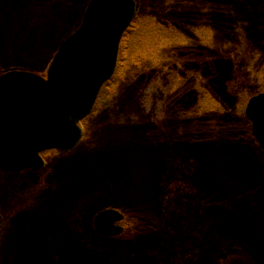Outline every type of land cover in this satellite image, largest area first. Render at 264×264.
I'll return each mask as SVG.
<instances>
[{
  "label": "rangeland",
  "instance_id": "obj_1",
  "mask_svg": "<svg viewBox=\"0 0 264 264\" xmlns=\"http://www.w3.org/2000/svg\"><path fill=\"white\" fill-rule=\"evenodd\" d=\"M89 1L0 0V76L10 71H22L46 77L62 42L80 27ZM136 1L141 7V0ZM191 1V7H186L184 11L191 23H200V20L222 9L226 11L227 18H230L229 15L234 17L240 24L243 37L252 42L245 53L243 65L239 63L240 79L250 87L249 94L240 98L243 103L241 113L246 118L245 111L251 96L264 93V75L252 71L256 64L252 58L256 42L264 39V0ZM150 5L149 2L144 5L147 16L149 12L162 14L165 21L175 11L170 0H164L156 7L153 5V8ZM167 6L170 8L165 10ZM133 26L123 40L125 55L120 59L114 81L103 90L94 112L83 122L85 136L78 148L69 154H47L46 167L39 172L0 173V245L4 249L3 261L6 264H56L53 251L43 235L41 217L52 200L67 192L68 196L62 200L68 206L65 215L72 223L80 221L86 210L90 212L89 216L92 214L95 217L99 212L96 210L103 207V210L117 209L122 213L130 211L136 218H131L129 212L125 220L128 226L141 222L142 229L151 228L150 232H141L140 235L134 234L131 228L114 245L96 242L97 250L115 252L109 264L152 260L154 250L148 239H158L159 244L164 242L169 250L170 260L160 255V260L151 261L157 264H264L262 190L257 186L234 182L225 175L227 178L223 179L228 185L226 196L218 195L217 189L212 186L208 191L211 202L217 196L225 200L222 210L220 214L207 212L200 192L198 162L190 159L188 154L184 155L179 144L182 138L189 140L198 134L197 122L204 118L207 125L204 132L211 138L223 139V145L227 143L224 142L227 141V132H238L235 146L248 154L252 164L262 168L264 155L252 136L251 125L250 128L236 125L235 130L231 126L221 127L220 116L209 107L212 101L208 104L206 101L198 102L200 96L195 94L198 88L189 90L187 81L184 83L185 76L181 77L176 69L179 67L181 70L182 66L176 62L178 65L170 64L171 58L179 54L174 51L176 48H167L166 74L163 72L154 81L148 82L147 73H142L144 66L141 65L142 60L150 64V59L135 52L136 45L148 32L140 27L133 29ZM181 37L182 34L179 38L184 45L194 40ZM205 41L207 49L213 50V38L207 36ZM189 53L194 55V52ZM220 55L227 56L224 51ZM137 75L140 77L136 78ZM245 76L248 78L246 82ZM180 86H184L185 91L180 89L179 93ZM177 100L184 103L182 109H189L182 113L177 108ZM198 113L201 115L198 116ZM218 126L222 131H218ZM224 174L232 178L227 171ZM233 185L243 190L242 197L238 196L231 204ZM214 193L217 196L211 195ZM123 195L129 197L127 202L123 201ZM239 202L244 204L239 206ZM246 202L254 214L251 216L258 222L257 227L252 229L251 225L244 228V236H234L233 233L230 238H217V242L212 240L208 245L199 239L200 231L207 232L209 214L211 225L217 224L215 218L220 216L228 229L236 231L235 210L244 207ZM71 228L77 230L76 238L85 245V231ZM245 236L249 244L241 240ZM193 237L195 245L191 241ZM76 238L74 236V242ZM198 242L202 243V247H198ZM194 247L199 253L190 251ZM101 262L108 264L107 260Z\"/></svg>",
  "mask_w": 264,
  "mask_h": 264
},
{
  "label": "trees",
  "instance_id": "obj_2",
  "mask_svg": "<svg viewBox=\"0 0 264 264\" xmlns=\"http://www.w3.org/2000/svg\"><path fill=\"white\" fill-rule=\"evenodd\" d=\"M162 1L164 0H141L142 5L139 7V15L137 16L133 26V29L135 27H140L148 32L147 36H145V38L143 37V39L136 45L137 50H135L136 53L141 54V57L150 59V64L144 63L142 60L141 65L144 66V69L141 70L142 73H147L146 78L148 82H150V80L154 81L165 71L168 61L166 58L167 48L172 50L176 48L174 51L179 52V54L171 58L170 64L174 66L179 64L182 66L181 70L179 67L176 69L181 73V77L183 75L185 76L184 83L187 81L186 83L189 84V90L196 88L200 89H197V92L195 93L200 96L198 102L202 101V103H204V101H206L208 104L209 101H212V106L209 107L213 108V112L220 116L219 123H221V127L228 128L231 126L235 130L236 125L239 126L243 124V126L250 128V124L241 113L243 103L241 104L240 102V98L246 96L245 94H249L250 87L246 82L248 79L247 76H245L246 84H244V81L240 79L241 73L239 63L241 62V66L243 65L242 63L246 58L245 53L247 49L251 47L252 42L249 38L243 37L240 24L235 21L232 15H229L230 18H227L228 16L226 11L222 9L217 10L215 14H212V16L208 15L205 20L197 19L200 20V23L197 21L191 23V19L184 14L186 7H191V0H170L172 3L171 7L175 11L166 21L163 20L164 16L162 14L157 15L156 13L149 12V15L147 16L148 11L145 10V3L149 2L151 4L150 7L153 8V5L156 7ZM169 8L170 6H167L165 7V10H168ZM181 34L182 37L186 36L192 40L196 39V41L193 40V42L184 45L179 38ZM201 36L203 38H201ZM207 36H209V38L212 37L215 41L213 50L207 49L205 41ZM179 40L180 45L178 46L177 42ZM256 46L257 47L252 54L253 61L256 64L252 71H258L264 75V39L256 42ZM222 51H224L227 56L224 57L220 55V52ZM189 52H194V55H190ZM124 55L125 53L122 51L121 57L124 58ZM253 61L251 65H253ZM122 74L124 75L125 73ZM163 74H166V72ZM139 77L140 75L136 76V78ZM180 89L181 92L185 91L184 86L179 87V93ZM177 104V108H180L182 113L189 109V107L182 109V106L185 105L184 103L181 104L180 100H177ZM200 115L201 114L198 113V116ZM221 116H223V119ZM197 124L198 134L196 133L197 135L189 140L182 138L179 144L181 147L180 151L183 154H188L190 159H196L198 162L197 165L200 171L199 179L202 186L200 192L203 194L205 202L203 200L202 202L207 212L211 211L220 214L222 210V205L225 200L214 193L211 195H216L217 197H215L211 202L209 199L211 197L208 196V193L210 192L208 191L210 186H212V188L217 189L218 195H224L227 191L226 187L228 188V185L223 177L227 176L234 182H240L241 184L251 187L257 186L264 193L262 168L256 164H252L249 160L248 154L239 150V148L235 146V142H237L238 138V132H227V141H224L227 143L226 145H223V139L217 140L215 138H211L208 136L207 132H204L205 126H207L204 118L201 119V121H198ZM221 127L218 126V131H222ZM213 141H216V143L213 144ZM224 171L230 173L232 178H230L228 174H224ZM232 187L234 190L231 189L230 192L232 195L231 204H234V201L238 198V196H241L243 189H237L238 187L234 185ZM226 195L227 194H225V196ZM65 196H68L67 192L64 193L62 197L59 196L52 200L48 209L42 213L41 217L43 235L48 240L49 246L53 251L55 259L57 260L56 264H103L101 260H107L109 264V260L114 259L115 252L97 250L95 248L96 242L114 245V242L119 240L122 236H125L131 228L133 229V233H136V235H140L141 232L148 233V231L151 230V228L148 227L142 229L143 227L139 225L141 222L137 220L139 224L136 223L137 225L135 224V226H128L124 223L125 232L120 237L114 239H103L95 233L93 228L94 217L92 214L89 216L90 212H88V210L85 211L86 214H84V216L82 215V219H80V221L75 220L72 223L70 217L65 215V209L68 207L65 206V201L62 200ZM122 198H124V202L129 200V197L124 195ZM244 198H246V196ZM243 204V202H239L238 205L241 206ZM102 206L103 204L100 207ZM249 209L251 208L247 206L246 202L244 207H239V209L235 210V222L238 225L236 231L234 228L228 229L224 222L220 220V216L215 218L217 224L211 225V215L209 214L206 221L207 232L203 233L204 231H200L198 233L200 235L199 239H203L206 245H208L212 240L217 242L218 239L225 240L230 238L233 233L234 236H237L238 234L244 236L242 233L244 228L252 225L251 228L253 229L257 227L256 223H258L254 220L255 218L252 217L254 214L253 212L251 213V210ZM101 210H103V207L96 210V212H100ZM129 212L130 211L124 213L125 217L129 214ZM130 214L131 218H136V216H133L131 212ZM71 227H78L79 230L85 231V235L87 237V243H85V245L78 241L76 238L77 230H74ZM74 236L76 238L75 242L73 239ZM244 238H247V236L243 237L241 240L244 241ZM63 239L66 240L63 241ZM148 240L150 247L154 250L152 253V260H160L158 259V257H161L160 255H163V257H167V259L170 260L168 258L169 250L165 246L164 242L159 244L158 239ZM195 240V237L191 239L193 243ZM249 240L252 239L250 238ZM257 240H259L258 237ZM245 241L249 244V241ZM258 245L260 246V244ZM198 247H202V243L198 242ZM191 249H193L190 250L193 253H195V251L196 253H199V250L195 247ZM3 254L4 249L2 245H0V264H6L3 261ZM152 260H139L136 261L135 264H157L156 262H151ZM141 261H146V263Z\"/></svg>",
  "mask_w": 264,
  "mask_h": 264
},
{
  "label": "water",
  "instance_id": "obj_3",
  "mask_svg": "<svg viewBox=\"0 0 264 264\" xmlns=\"http://www.w3.org/2000/svg\"><path fill=\"white\" fill-rule=\"evenodd\" d=\"M134 0H91L80 28L59 48L47 78L12 71L0 77V171H40L42 153L72 152L83 138L80 123L94 110L117 68L120 45L136 16ZM246 115L264 152V93L249 101ZM264 179V171H263ZM124 215L100 212L96 232L122 234Z\"/></svg>",
  "mask_w": 264,
  "mask_h": 264
}]
</instances>
